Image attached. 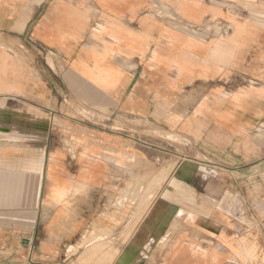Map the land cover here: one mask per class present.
Instances as JSON below:
<instances>
[{
  "label": "crops",
  "instance_id": "crops-1",
  "mask_svg": "<svg viewBox=\"0 0 264 264\" xmlns=\"http://www.w3.org/2000/svg\"><path fill=\"white\" fill-rule=\"evenodd\" d=\"M163 133L207 163L161 179ZM263 160L264 0H0V264L91 226L139 229L118 264H264Z\"/></svg>",
  "mask_w": 264,
  "mask_h": 264
},
{
  "label": "rangeland",
  "instance_id": "rangeland-1",
  "mask_svg": "<svg viewBox=\"0 0 264 264\" xmlns=\"http://www.w3.org/2000/svg\"><path fill=\"white\" fill-rule=\"evenodd\" d=\"M59 109L62 110L61 107H58L57 113H54V126L56 127L58 125L56 118L57 115L60 114L58 112ZM74 109V111L78 110L76 108ZM78 113L81 117H85V119L89 120L93 119L94 122H96V118H93L96 117V114L92 111L81 110V112ZM108 117L109 116L106 115V118ZM163 135L167 137V139H165V160L160 170L161 179H164V181L170 177L174 167L177 166L178 163L190 167L196 165L200 167L202 164L207 163L200 154L194 152L192 144L186 138L173 134L169 135L167 133H163ZM262 163L264 164V160ZM244 180L247 182L257 180L258 184H256L257 186L255 189L258 191L264 190V170L256 173H245ZM138 230V228L135 229L133 227L132 230H128L129 235L123 236V232H120L118 236H115L110 230L98 229L93 226L88 227L79 235L72 246L66 247L62 262L63 264H118L121 257L125 254L124 251H121L120 246H124L125 244L130 248L132 247L138 250L130 252L132 254L131 260H135L142 254L138 249L140 246L139 244L142 243ZM58 260L61 261V259Z\"/></svg>",
  "mask_w": 264,
  "mask_h": 264
},
{
  "label": "bare ground",
  "instance_id": "bare-ground-1",
  "mask_svg": "<svg viewBox=\"0 0 264 264\" xmlns=\"http://www.w3.org/2000/svg\"><path fill=\"white\" fill-rule=\"evenodd\" d=\"M87 165V164H86Z\"/></svg>",
  "mask_w": 264,
  "mask_h": 264
}]
</instances>
